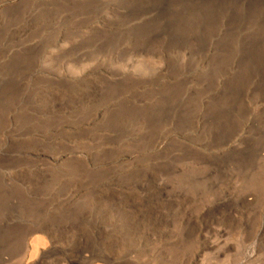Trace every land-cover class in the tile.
Listing matches in <instances>:
<instances>
[{"label": "rangeland", "instance_id": "obj_1", "mask_svg": "<svg viewBox=\"0 0 264 264\" xmlns=\"http://www.w3.org/2000/svg\"><path fill=\"white\" fill-rule=\"evenodd\" d=\"M148 4L0 0V264H264V0Z\"/></svg>", "mask_w": 264, "mask_h": 264}, {"label": "bare ground", "instance_id": "obj_2", "mask_svg": "<svg viewBox=\"0 0 264 264\" xmlns=\"http://www.w3.org/2000/svg\"><path fill=\"white\" fill-rule=\"evenodd\" d=\"M211 0H191V4L189 5L190 7V10L193 12L195 11H199V12H205L206 10V7L207 5L209 4ZM171 3V0H149V4L146 6V14H150L151 17L147 23V27L149 29H156L158 28L157 26H159V28L162 29V31H164L163 29L166 28V22L162 19L163 16L166 14V13H169L168 11H170L169 9V5ZM212 4V3H211ZM189 9V8H188ZM163 20V21H162ZM169 24V23H168ZM170 25V24H169ZM168 26V25H167ZM170 27V26H169ZM168 27V28H169ZM158 28V30H159ZM166 30V29H165ZM168 30V29H167ZM1 98V97H0ZM4 99V98H2ZM165 113V112H164ZM213 171V170H212ZM211 170H209V172L207 171V173L205 172L203 174V176L201 178H198L196 180H193L192 182L194 184H199L198 182H194V181H204L207 186H213V181L212 180H215L216 177H219L221 174L219 173V171H213L212 172ZM222 171V170H221ZM223 172V171H222ZM208 188V187H207ZM10 199V198H9ZM8 202V201H7ZM7 204V203H6ZM9 207H7L9 210V212L13 211L14 209H12L14 206H15V201L10 199L9 201V205H7ZM14 212V211H13ZM4 220H2V223L0 222V234H1V229L4 225ZM5 226V225H4ZM3 230V229H2ZM27 237V236H26ZM2 240V236H1V239L0 241ZM4 242V241H3ZM28 242V241H27ZM7 244V243H6ZM31 244V243H29ZM28 243H25V252H26V249L28 250V247L30 246ZM12 252V251H11ZM7 253H9L8 250H4V248L2 249V251H0V262H5V257L6 255H8ZM27 253V252H26ZM10 254V253H9ZM13 255V254H12ZM11 256V255H10ZM12 261V260H11Z\"/></svg>", "mask_w": 264, "mask_h": 264}]
</instances>
